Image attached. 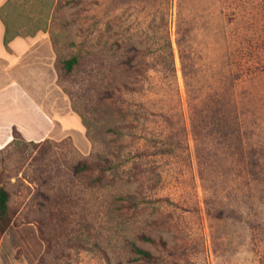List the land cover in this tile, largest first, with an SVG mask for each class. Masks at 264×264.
Segmentation results:
<instances>
[{"label":"rangeland","instance_id":"obj_1","mask_svg":"<svg viewBox=\"0 0 264 264\" xmlns=\"http://www.w3.org/2000/svg\"><path fill=\"white\" fill-rule=\"evenodd\" d=\"M0 17L11 34L49 33L57 83L91 144L83 154L68 139L18 137L0 152L18 245L0 234V264H264V0H7ZM177 32L207 114L202 178ZM178 106L187 147L171 140ZM113 126L120 135L106 132ZM106 158L113 170H101Z\"/></svg>","mask_w":264,"mask_h":264},{"label":"crops","instance_id":"obj_2","mask_svg":"<svg viewBox=\"0 0 264 264\" xmlns=\"http://www.w3.org/2000/svg\"><path fill=\"white\" fill-rule=\"evenodd\" d=\"M6 1L1 0L0 6ZM4 31L0 17V152L12 143L15 130L28 143L68 139L86 154L91 144L81 115L57 83L49 33L16 35L5 46Z\"/></svg>","mask_w":264,"mask_h":264},{"label":"trees","instance_id":"obj_3","mask_svg":"<svg viewBox=\"0 0 264 264\" xmlns=\"http://www.w3.org/2000/svg\"><path fill=\"white\" fill-rule=\"evenodd\" d=\"M3 23L5 25L3 43L5 46H7L8 42L18 34H11L7 24L4 21ZM182 45H183L182 38L180 37V34L177 32L176 46H177L179 63H180L181 75H182L184 85H185L186 103H187L188 112H189L190 130H191V135H192V139H193V143L195 147V157H196V162L198 165V174L200 178H202V168H201L202 167V156L199 154L197 148H198V141H199V133L203 126L202 119H205L207 117V114L206 112H204L203 108L200 109L194 104V99L190 92V84H191L192 78L195 75V66L191 62L190 56L185 53ZM165 54H166L165 55L166 70L168 74L170 75V77L175 80L176 71H175V64H174V56H173L169 38H167ZM76 63H77V58L73 56L69 59H64L62 61V66L66 70V72H70ZM176 91L179 95L177 85H176ZM113 95L114 93H111V92L108 93V97H112ZM177 112H178V122H177L176 127L172 130L171 140H175L178 144L180 143V144H183L185 147H187V143H188L187 142L188 141L187 129H186V125L183 119L182 110L180 106H178ZM209 115H210L211 124L213 126L212 137L215 138L219 143L224 142V138L221 135L219 128H217V125H218L217 113L213 111L209 113ZM118 128L120 127H115V126L108 127L106 128V132L112 135L114 134L120 135L122 131L121 130L119 131ZM18 137H19L18 133L15 130H13V141H15ZM175 145L173 144L172 146H175ZM155 153L158 154L157 152ZM138 154L146 156L148 155V152L142 151ZM87 168H89L88 164H82L81 166H77L75 170L79 172ZM113 168H115V166L113 167L111 165L110 159L106 158L103 160V165L101 167L102 171L113 170ZM8 201H9V193L0 183V234L8 233V238L10 242L15 248H18V245L14 239V236L12 235V233H10V225L12 222V216L9 211ZM205 205H207L206 202H205ZM146 239L147 241L153 242V240L149 238H146ZM130 247H131V251L137 255L138 259H142L148 262H151L154 260V256L150 254V252L143 250L134 244H131Z\"/></svg>","mask_w":264,"mask_h":264}]
</instances>
